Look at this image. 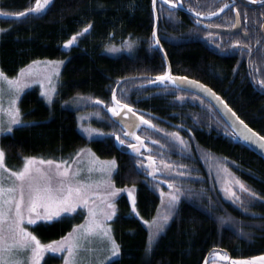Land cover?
<instances>
[{"label":"trees","instance_id":"16d2710c","mask_svg":"<svg viewBox=\"0 0 264 264\" xmlns=\"http://www.w3.org/2000/svg\"><path fill=\"white\" fill-rule=\"evenodd\" d=\"M35 3L0 0V68L14 75L39 58L64 59V65L52 102H47L37 87L20 98L22 123L0 136L6 164L18 168L24 157L31 156L62 160L87 144L102 157H115L114 183L137 187L138 214L133 213L126 195L120 197L113 228L121 252L108 264H206L216 251L231 259L264 254V157L235 133L209 100L170 81L161 85L153 82L168 66L173 75L199 80L229 101L239 117L264 136V94L256 81H251L253 65L236 73L230 43L224 37L203 43L205 32L187 11L190 6L199 10V2L180 1L183 8L174 9L160 0H52L44 11L19 17ZM89 24L91 28L79 36L77 44L66 49L64 44ZM157 38L159 44L155 43ZM126 40L134 46L130 54L105 51L109 42L118 45ZM113 93L121 103L126 96V104L159 129L141 124L138 132L146 147L140 144V153L120 150L117 134L108 124L103 128L105 136L111 133V138L89 140L78 129V110L65 104L76 96L102 101L96 106L104 108L110 122L117 125L108 110L115 104ZM174 132L191 140L187 152L169 146L179 145L165 135ZM155 146L169 151L167 154L178 162L187 156L189 173L181 175V183H175L182 189L179 204L149 244V229L143 221L155 215L159 190L165 189L167 181L179 178H170V169L157 160ZM149 155L160 169L155 178L149 175ZM209 157H213V164L224 159L231 174L255 192L256 198L235 185L241 203L226 198L210 177L204 182L192 179ZM73 217L36 224L32 232L42 242L58 239L72 228ZM40 264L51 262L43 259Z\"/></svg>","mask_w":264,"mask_h":264},{"label":"snow or ice","instance_id":"6c2138e0","mask_svg":"<svg viewBox=\"0 0 264 264\" xmlns=\"http://www.w3.org/2000/svg\"><path fill=\"white\" fill-rule=\"evenodd\" d=\"M170 0H165V3H169ZM182 2V0H181ZM252 3H256L257 0H251ZM264 4V0H260ZM51 3V0H36L35 7L28 9V12H20L19 17H25L28 13H40L44 11L47 6ZM155 3V0H153ZM177 5H173L176 7ZM225 8L229 5H225ZM223 11V9H221ZM216 13H212L215 15ZM247 13H245L246 15ZM196 15H200L199 12ZM240 13L237 10V17ZM237 23L239 20L237 19ZM91 28V24L84 28L83 32H88ZM3 31V30H0ZM82 35V33L78 34ZM155 35V34H154ZM76 41V36H73L65 45L70 46ZM155 43L159 44V39L155 40ZM131 45H129L130 47ZM115 51L116 49H110ZM39 61H35L34 64H39ZM50 64H56L62 62H48ZM58 75V72L55 73ZM35 75L31 71V66L29 69H22L19 76L15 79L8 78L3 72H0V82L6 83L8 85V91L11 95L9 100V107L7 109L3 108V95L4 89L0 87V113H6L8 116L7 125L3 120H0V135H5L12 132L13 125L21 124L20 119V109L17 106L19 95L21 91L28 87L26 79ZM49 83H51L50 77H45ZM181 81H186L187 77H180ZM156 81H171L172 84H177V78L171 76L170 74H165L156 77ZM42 83L43 81H35ZM155 82V81H153ZM261 86H264V79L256 81ZM196 83V82H191ZM210 92V90H208ZM55 93V88L46 89L43 95L47 97L49 103L51 102L52 95ZM112 99L115 102L114 106L108 110L113 116L120 117L121 113L127 109L128 113H133V109L125 103H121L119 99L116 98L115 93L112 95ZM180 99H183L181 97ZM219 99V98H217ZM96 103H103L102 101H96ZM225 107H227L225 105ZM230 112L231 110L228 109ZM134 114V113H133ZM235 117V113H232ZM124 118L122 117V120ZM239 121V125H242V129L239 131V135L243 137L245 141L251 142L257 145L262 151H264V136H259L258 134H251V129L248 128L244 121L239 120V117H235ZM139 120L146 125L148 129L154 131H159L156 125L152 124L150 120L144 119L141 115ZM139 125L135 122L123 124L124 129H133L132 131H125V136H132L141 145H144L143 140L140 136L136 135L135 130ZM233 128H238L239 126L232 123ZM86 131L91 133L95 130L86 129ZM113 135H115L113 133ZM174 142L181 145L182 148L186 149L188 144L179 136L178 132L166 133ZM121 144L125 141L121 140L119 136H116ZM153 144H158L159 141H151ZM137 153L140 152V148L137 144H130ZM146 147V145H144ZM163 147V145H161ZM85 150H82V152ZM94 155V154H93ZM80 153L77 154L76 160L71 163L68 160H61L60 162L53 161L51 159L44 160L38 159L36 157H24L23 167L19 170H11L5 164V153L3 149H0V264H40L44 258V254L47 252L52 253H66V258L64 264H80L78 260L79 252L82 249V242L89 241L90 238L98 237L101 239H106L111 247L109 249L110 256L105 258L101 264H106L107 260L113 257L119 256L120 248L116 244L115 240L111 237V229L105 225L106 220H111L115 215V206L113 203L109 202V197L115 196L119 189L109 192L105 196H101L95 189L100 187V183L91 182L90 174L94 171H99L101 173H109L112 168L115 167V161L104 162L106 166H101L97 169L96 165L99 163L98 160L93 159L86 162L85 167H75L74 164L78 162L83 164L84 162L79 161ZM149 164L148 168L151 169L149 175L156 177L157 172L160 171L156 167L157 161L153 159L151 155L147 157ZM164 164L165 168H171V164H165L163 160L160 161ZM47 166L45 169L43 166ZM143 166V162H141ZM183 167V165H181ZM227 172V169H224ZM87 172L89 174V182H85L81 178L82 172ZM5 173L8 175L5 176ZM179 175H184V173H179ZM11 180V185L6 186L5 180ZM235 184L239 187L242 193H248V195L255 199L256 193L251 191L245 186L243 182L239 179H233L229 182V186L223 188L225 193L230 194L231 198L241 202L240 197L235 191L232 190L231 185ZM108 187H114L111 185L110 181L107 183ZM168 187L172 189L174 186L168 184ZM128 194L131 195V191L128 190ZM165 195L161 191V196ZM182 195L180 189L176 188L173 192L168 193V209L171 210L178 204L180 196ZM97 200L99 203H97ZM242 203V202H241ZM133 211H135V198L132 200ZM78 208L82 210H87L88 219L84 224L76 225L67 236L63 237L60 241H54L49 244H42L41 241L25 227V222L27 225H36L37 221H52L61 217L63 214L75 213ZM108 209L110 211H106ZM170 218V214H165L162 220L167 222ZM147 223V221H145ZM159 227L157 229L156 235H159ZM152 243V238L150 237L149 244ZM85 251H93V249H85ZM221 259H228L227 256L220 257ZM257 261L264 262V257H255L252 260H233L231 264H256Z\"/></svg>","mask_w":264,"mask_h":264},{"label":"rangeland","instance_id":"374dc122","mask_svg":"<svg viewBox=\"0 0 264 264\" xmlns=\"http://www.w3.org/2000/svg\"><path fill=\"white\" fill-rule=\"evenodd\" d=\"M80 33L83 34L85 32H83V30H82L78 34H80ZM78 34L74 35V36H76V41L72 45L77 44L79 36H81ZM67 42L64 44V47L66 49H68L72 46V45H70V46L66 47L65 45L67 44ZM118 43H120V44H118V45L117 44H111V42H109L107 44V47L105 48V51L111 55H119L122 53L130 54L129 52H131L134 48L132 43L128 40H126L125 43H121V42H118ZM129 45H131V46L129 47ZM113 48L116 50L115 51L110 50ZM35 61H39L40 63L34 64ZM48 62H62V63H59L58 65H56V64H50ZM63 65H64V59H60V58H39V59L33 60L29 64L20 68L19 71L14 75H8V74L4 73L1 70V68H0V72H3L10 79H15L19 76V73L22 69H29V66H31V71L35 73V75L28 77L26 79V82L28 83L29 86L24 88L19 95V99L17 102V106L19 107V101H20V98L22 97V95L27 90L34 88V87L39 88L41 95L45 98V100L47 102H49V101H48L47 97H45L43 95V93L45 92L46 89H51L54 87L55 93L52 95V98H51V102H52L53 99L55 98V96L57 95V91H58V88L60 86L59 83H60V76H61ZM57 72H58V75L55 74ZM45 77H50L51 83H49L48 80L45 79ZM35 81H43V82L40 83V82H35ZM0 87H2L4 89L3 102H2L3 108L7 109L9 107V100L11 98V95L8 91V85L6 83L0 82ZM123 97L126 99L125 104L128 103V98L124 95H123ZM95 103H96L95 99H89V98H84V97L82 98V96H76L72 100L65 102V104H68V105H70V106H72L78 110V112L76 114L78 129L84 135H86L89 140L95 139V138L103 139V138L111 136L110 135L111 133L109 134V136H105L107 132L105 131V129L103 127H107V124H108L110 127V130H112L114 133H116L117 136L120 137V139L125 141L122 145L129 146L130 144H134V141H135L137 146L140 148V151H141L142 146H140V143L138 141H136L132 136H125L124 132L126 130L123 129V127L117 121H115L117 123V125L110 122V118L107 117L108 115H107L105 109L97 107ZM109 108H111V107H108V109ZM109 113L112 114L110 111H109ZM20 119H21V115H20ZM112 119L114 120V118H112ZM0 120L4 121L5 126L7 125L8 116L6 115V113H0ZM108 122H110L111 125ZM21 123H22V121H21ZM15 126H17V125L12 126V130ZM86 129H93L95 131H93L90 135L89 132L86 131ZM135 133H136V135L140 136L141 139L143 140V136H141L140 132L136 131ZM179 136L182 137L183 140L188 144V147L186 149H184V148H180L179 145L172 144V143L169 144V146L172 149H175V147H177L178 150H180V151L182 150L183 152H187L188 148H189V143L191 142V140L189 138L187 140H185L186 139L185 137H183L181 135H179ZM109 138H111V137H109ZM158 147L159 146L153 147L154 148L153 150H155L156 154L157 153L159 154V156L157 157V160H159V161L163 160L165 163L172 165V167L169 168L170 171L168 173V175H172L170 178L179 176V178H177V179H171V180L167 181L168 184H172L174 186L175 183H177V184L181 183L182 178H181V175H179V173H184V175H188V173H189V171L186 170L188 166L185 165V163H186L185 159L186 158L188 159V157L184 156L182 161L178 162V161L173 160L167 154L169 151H164L161 147L160 148H158ZM0 149H2L1 146H0ZM82 150H85V151L82 152ZM132 151L136 152L133 148H132ZM78 153H80L79 161H82L84 163L80 164L78 162L77 164L73 165V168H75V167H85L86 168V166H87L86 162L89 160H93V159H96L99 161V163H97V165H96L97 169H99L101 166H106V164L104 162L115 161V167L111 169L110 174L107 172L101 173L99 171H94L90 174V178H91V182H95V183H100L101 181L104 182V183H100L99 188L95 189V191H98L101 194V196H105L109 192L114 191L116 189L120 190L119 192H117V194L115 196L109 197V202L113 203L115 206V215L112 217L111 220L104 221L105 225L111 229V232H110L111 237L115 240L116 244H118L119 248H120V243L118 242V240L115 236L114 228H113V221H114L116 214L118 213V205H119L118 203H119L120 197H122L123 195H126L130 201V205H131L132 210H133L132 200L134 197L135 198V211H133V213L138 214L137 195H136L137 187L135 185H133V186H117L113 180L114 173L116 172L117 166H118L117 159L115 157H112V156L111 157H102V156L98 155L97 152L89 144L84 145L83 147L79 148L76 151V153H74L71 157L66 158V159H62V160H68L71 163L73 160H76ZM31 157L49 160V159L41 158L38 156H31ZM212 159H213V157H209V159L206 158L205 161L202 162L203 163L202 167H201V164L199 165L201 170L200 171L195 170V173H198V175H193L192 179L196 180L197 182H199V181L204 182L205 180L208 179V177H210L211 179L215 180L216 183L219 184V187L223 190L224 187L229 186L230 181H232L234 178L236 179L237 175L235 173H234V175L231 174V171L228 170L229 164L224 159H223V161H218L219 163H214V164L211 161ZM51 160H53V159H51ZM53 161L60 162L61 159L60 160L54 159ZM197 162H199V156H198ZM5 164H6V158H5ZM23 164H24V162H23ZM23 164H21L18 168H13L12 166H9L7 164H6V166L11 170H19L23 167ZM181 165H183V167H181ZM43 167L45 169H47L46 165ZM181 169H183V170H181ZM224 169H227V172ZM7 175L8 174L5 173V176H7ZM81 178L84 179L85 182H89V174L86 171L81 173ZM186 179H188V180H186L185 183H187L189 181V176H187ZM109 181H110L111 185H113L114 187H108L107 186V183ZM168 184L165 187V189L161 188L159 190L160 205H159L155 215L153 216V218H151L149 220L145 219L143 221L144 223H145V221H147V223H145V225L149 229V240L151 237L152 243L158 237V235H156L158 227L160 229V231H159V234H160L163 231L165 225L167 224V222L162 220V217L165 214H170V217H171L174 209L179 204V202H178V204H176V206L174 208H172L171 210L168 209V200H169L168 193L173 192L176 188L180 189V191L182 190L181 187H175V186L172 189H170L168 187ZM5 185L10 186L11 180L6 179ZM234 186H235V184L231 185L233 191L235 188H237ZM128 190L131 191V195L128 194ZM161 191H163V193L165 195L161 196ZM224 195L226 198L232 199L230 194L225 193ZM180 198H181V196H180ZM97 203H99L98 200H97ZM105 210L110 211L108 209H105ZM73 215L75 216V220H71V222L73 224L72 228L65 235L61 236L58 239L51 240L49 242H42L41 239L32 232L33 231L32 226H34V225L29 226L25 222V227H27L28 230L30 232H32L41 241L42 244H49V243H52L54 241L62 240L63 237L67 236L68 233L71 232L76 225L84 224L85 221L88 219L87 210L86 209L82 210L81 208H78L75 213L63 214L59 218L61 219L62 217L64 218L67 216L73 217ZM59 218H57V219H59ZM57 219H54L52 221H37L36 224L38 225L39 223H46V222L50 223V222L56 221ZM82 245H83L82 249L78 255V260H79L80 264H101L102 261H105L106 257L110 256L109 249H110L111 245L106 239L94 237V238H90L89 241L82 242ZM85 249H93V251H85ZM120 252H121V248H120ZM120 252H119V256H120ZM66 255H67L66 253L47 252L44 254L43 259H49L51 264H64ZM119 256L113 257L110 260H107L106 264H108L112 260L118 258ZM222 256H227V255L222 251H220V252L216 251V252L211 254V258H210L209 262L207 259L206 264H231V262L233 260H252L255 257H264V254L251 256V257H245V258H241V259H236V258L235 259H231V258L221 259L220 257H222ZM58 258L60 260L55 261V259H58ZM256 264H264V262L257 261Z\"/></svg>","mask_w":264,"mask_h":264},{"label":"flooded vegetation","instance_id":"af4514ba","mask_svg":"<svg viewBox=\"0 0 264 264\" xmlns=\"http://www.w3.org/2000/svg\"><path fill=\"white\" fill-rule=\"evenodd\" d=\"M160 1L166 4L162 0ZM180 1L170 0L169 3L171 5H180L178 3ZM182 1H185L187 4H190L191 1L199 2V10L191 6L189 7L191 10H187L198 19L200 28L205 32L206 40H203V43L209 44L208 40L212 37H224V40L230 43L227 45H230L232 51L231 54L234 58L233 64L236 73L242 70L246 71L244 67L253 65V70H251L253 75L250 76L251 81L264 79V4L260 0H257L256 3H252L251 0ZM226 4L229 7L225 8ZM237 10L240 13L239 17H237ZM197 12L200 15H196ZM213 12L216 14L212 15ZM245 13L247 14L245 15ZM237 19L239 23H237ZM207 26L233 30L234 32L215 31ZM256 85L262 88V93L264 94V86H261L257 82ZM228 104L231 105L229 101Z\"/></svg>","mask_w":264,"mask_h":264},{"label":"water","instance_id":"95a60500","mask_svg":"<svg viewBox=\"0 0 264 264\" xmlns=\"http://www.w3.org/2000/svg\"><path fill=\"white\" fill-rule=\"evenodd\" d=\"M166 4H170V3H166ZM171 5V4H170ZM173 6V5H172ZM180 9H182V7L179 6H176ZM174 8V7H172ZM188 11V10H187ZM205 26V25H204ZM208 28H210L211 30H215V31H223V32H234L233 30H227V29H220V28H215V27H211V26H207ZM160 46V45H158ZM163 53H165L164 51H162ZM165 55V54H164ZM166 56V55H165ZM165 74H170L171 76L173 77H176L177 78V84H175L176 86H178L179 88H182L184 90H188V91H192V92H195L196 94L198 95H201L205 98H207L209 101L212 102V104L216 107V109H218V111L220 112V114L223 116V118L225 119V121L227 122V124L235 131V133L254 151L256 152L258 155L264 157V151H262L257 145L251 143V142H248V141H245L243 139V137L241 135H239V131L240 129H242V125H239V121H237L235 119V117H239V115L225 102V100L219 96L214 90H212L209 86H206L204 85L202 82L198 81V80H195L193 78H190V77H187V76H174L172 75L171 73V69H170V66H168V69H167V72ZM164 74V75H165ZM180 77H187V80L186 81H181L179 78ZM196 82V83H191V82ZM157 82L156 84H163V82L161 81H155ZM154 82V83H155ZM210 90V92L208 91ZM219 98V99H217ZM225 105L227 107H225ZM228 109H230L231 111L229 112ZM134 113V114H133ZM133 113H128L127 112V109H125L122 113H121V116L120 117H116V116H113L114 120L117 121L122 127H123V124L124 122L126 121L127 123H132V122H135L136 124L141 125V121L139 120V117L140 115L135 112L133 110ZM232 113H235V117L232 116ZM122 117L124 118L122 120ZM239 120H242L240 117H239ZM235 121V123L239 126L238 128H233L232 127V123ZM244 121V120H242ZM244 124H246L248 126L249 129H251V133H249V135L251 134H258L259 136H262L259 132H257L254 128H252L248 123H246L244 121ZM138 127V128H139ZM138 128L134 129L135 132L138 130ZM126 131H132L133 129H125ZM120 150H122L123 152H133L132 151V148L129 147V146H126V145H122L119 147Z\"/></svg>","mask_w":264,"mask_h":264},{"label":"bare ground","instance_id":"6f19581e","mask_svg":"<svg viewBox=\"0 0 264 264\" xmlns=\"http://www.w3.org/2000/svg\"><path fill=\"white\" fill-rule=\"evenodd\" d=\"M5 29V28H4ZM191 78V77H190ZM194 79V78H193ZM196 80V79H195ZM199 81V80H198ZM201 82V81H200ZM203 83V82H202ZM204 84V83H203ZM204 85H206V84H204ZM206 86H208V85H206ZM210 87V86H209ZM211 88V87H210ZM212 89V88H211ZM213 90V89H212ZM219 95V94H218ZM220 96V95H219ZM227 101V100H226ZM243 120V119H242ZM130 147V146H129Z\"/></svg>","mask_w":264,"mask_h":264}]
</instances>
